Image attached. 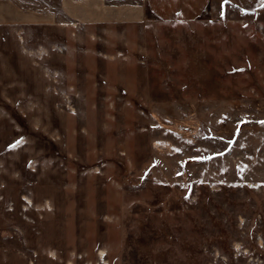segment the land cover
Returning a JSON list of instances; mask_svg holds the SVG:
<instances>
[{
	"label": "rangeland",
	"instance_id": "374dc122",
	"mask_svg": "<svg viewBox=\"0 0 264 264\" xmlns=\"http://www.w3.org/2000/svg\"><path fill=\"white\" fill-rule=\"evenodd\" d=\"M0 264H264V0H0Z\"/></svg>",
	"mask_w": 264,
	"mask_h": 264
},
{
	"label": "crops",
	"instance_id": "0c3cea01",
	"mask_svg": "<svg viewBox=\"0 0 264 264\" xmlns=\"http://www.w3.org/2000/svg\"><path fill=\"white\" fill-rule=\"evenodd\" d=\"M176 4H177V6H179V7L176 9L177 12H179V11H180V12H184V11H185L184 9H186L187 4L185 5L183 1H176Z\"/></svg>",
	"mask_w": 264,
	"mask_h": 264
},
{
	"label": "snow or ice",
	"instance_id": "6c2138e0",
	"mask_svg": "<svg viewBox=\"0 0 264 264\" xmlns=\"http://www.w3.org/2000/svg\"><path fill=\"white\" fill-rule=\"evenodd\" d=\"M194 159H202V158H200V157H195Z\"/></svg>",
	"mask_w": 264,
	"mask_h": 264
},
{
	"label": "bare ground",
	"instance_id": "6f19581e",
	"mask_svg": "<svg viewBox=\"0 0 264 264\" xmlns=\"http://www.w3.org/2000/svg\"><path fill=\"white\" fill-rule=\"evenodd\" d=\"M99 254H103V251L101 250Z\"/></svg>",
	"mask_w": 264,
	"mask_h": 264
}]
</instances>
